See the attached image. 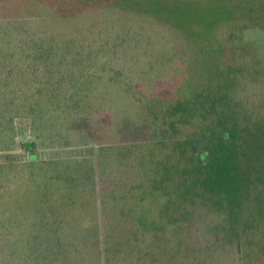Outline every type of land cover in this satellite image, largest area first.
<instances>
[{
	"label": "trees",
	"instance_id": "trees-1",
	"mask_svg": "<svg viewBox=\"0 0 264 264\" xmlns=\"http://www.w3.org/2000/svg\"><path fill=\"white\" fill-rule=\"evenodd\" d=\"M60 1L0 0V264H264V0Z\"/></svg>",
	"mask_w": 264,
	"mask_h": 264
},
{
	"label": "rangeland",
	"instance_id": "rangeland-1",
	"mask_svg": "<svg viewBox=\"0 0 264 264\" xmlns=\"http://www.w3.org/2000/svg\"><path fill=\"white\" fill-rule=\"evenodd\" d=\"M55 7L59 8L61 7L63 10L65 11H71L74 10L76 8H78V3H75L74 0H61L60 1V5L59 3L56 5L54 4ZM58 8V9H59ZM60 10V9H59ZM259 27H261L262 29H264V20H260L259 21ZM29 133V125L28 122L26 120L23 121H19V137H20V141H22L23 139H28L27 135ZM83 149H63V148H58V149H48L46 151H39L37 150L36 152H32L31 150H27V149H22L19 148L18 150H16L15 152H13V154H19L21 155L23 158L25 159H29L30 160H36L37 158L39 159H45V158H67V157H76L79 155V153H83L82 151ZM20 212H16L14 211V217L17 220L19 218V220L21 219H29V211L27 209V207H23L18 209Z\"/></svg>",
	"mask_w": 264,
	"mask_h": 264
}]
</instances>
